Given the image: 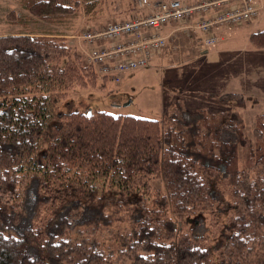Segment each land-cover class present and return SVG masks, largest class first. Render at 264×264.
<instances>
[{
    "label": "trees",
    "instance_id": "1",
    "mask_svg": "<svg viewBox=\"0 0 264 264\" xmlns=\"http://www.w3.org/2000/svg\"><path fill=\"white\" fill-rule=\"evenodd\" d=\"M101 2L22 0L9 19ZM110 78L65 35L0 34V264H264V114L248 142L224 111L58 110Z\"/></svg>",
    "mask_w": 264,
    "mask_h": 264
},
{
    "label": "rangeland",
    "instance_id": "2",
    "mask_svg": "<svg viewBox=\"0 0 264 264\" xmlns=\"http://www.w3.org/2000/svg\"><path fill=\"white\" fill-rule=\"evenodd\" d=\"M113 1L115 0H102L101 4L97 6L100 7V10L95 13L87 14L82 3L78 10L65 18L55 20L35 18L28 20V24H22L9 19V14L12 19H15L18 12L28 13L23 7L22 0H0V34L28 31L29 28L36 32L49 31L62 34L91 62L87 51H90L94 46H99L101 42L91 43L82 36L84 33L102 30L111 22L121 21L116 18L117 16H111V12L114 11ZM98 19L101 21L96 22ZM198 49L201 55L210 48L198 45ZM191 55H193L191 51L179 52L172 60L164 62L166 64L159 65L152 61L151 65L147 67L125 71L119 75L118 79H108L106 86L101 89L75 87L59 103L58 110L69 112L94 108L113 114H132L158 119L163 123L167 122L169 114L175 113L173 106L179 107L178 109L182 111H188L191 115L197 114L198 109H202L206 113L224 111L226 122L235 124L242 122L244 139L248 142L254 140L256 116L264 114V59L257 60L255 64L250 63L252 64L249 67L250 71H244L248 68L245 66V62L241 61L246 58V55H240L233 60H230L229 56L226 58L205 56V58L193 61L190 60ZM225 59L231 62H223L222 60ZM237 63L243 64L238 83L240 88L245 91V97L243 96V99L230 97L220 100L215 94V88H222L228 84L233 85L231 84L233 81L222 83L219 76L232 71L233 66ZM93 67L97 71L94 64ZM209 69L210 72L207 71ZM243 72L244 75L249 76L246 79L250 78V85L243 83ZM212 223L213 221L208 219L207 224L210 227H212ZM219 231V229H214L217 234Z\"/></svg>",
    "mask_w": 264,
    "mask_h": 264
},
{
    "label": "built area",
    "instance_id": "3",
    "mask_svg": "<svg viewBox=\"0 0 264 264\" xmlns=\"http://www.w3.org/2000/svg\"><path fill=\"white\" fill-rule=\"evenodd\" d=\"M141 7L150 11L133 19L114 21L102 30L84 33L89 42L114 41L110 46H94L88 57L99 73L112 74L115 79L125 71L149 66L154 52L163 48L166 37L159 34V28L170 22L186 20L196 13L213 10L208 17L192 25L202 34L204 43L211 45L216 38L214 26L236 24L257 19L261 6L256 0H137ZM123 37L129 41L121 43Z\"/></svg>",
    "mask_w": 264,
    "mask_h": 264
},
{
    "label": "crops",
    "instance_id": "4",
    "mask_svg": "<svg viewBox=\"0 0 264 264\" xmlns=\"http://www.w3.org/2000/svg\"><path fill=\"white\" fill-rule=\"evenodd\" d=\"M256 2H258V4L262 8L257 19L249 22L214 26L212 34L215 36L216 40L211 45H207L204 43L202 34L198 31L193 30L192 25L199 19L210 16L213 10H209L205 13L193 14L186 20L170 21L162 25L159 28V34L166 37V44L163 48L153 53L149 65H151L152 61L159 65L166 64L164 62L172 60L177 53H185V51H191V53H193L190 58L191 61L205 58V56H223V58L229 56L230 60H233L240 55H246V58L241 62H245V66L248 68L244 71H250L249 67H251L252 64H255L257 60L264 59V47H256L251 42V35L254 32L258 30H264V0H256ZM112 3L114 11L111 13L114 15L111 14V16H117L116 18L119 20H128L135 17L144 16L151 9V7L139 6L137 0H115ZM112 18L115 19V17ZM100 21V19L96 20V22ZM120 41L121 43H126L129 41V38L123 37ZM97 42H101V44H103L104 46H110L114 43V41L102 40ZM198 45H203L205 47L209 46L210 49L206 53L200 55ZM230 60L228 61L225 59L222 61L229 63L231 62ZM168 65L173 66L171 64ZM242 65V63H237L233 66L232 71H228L219 76V80L222 81V83H229L233 81V83H231L233 85L228 84L222 88H215V94L220 100H225L221 98V95L229 93H239L245 97L246 93L240 88L238 83V79L241 76L240 70L241 67H243ZM207 71L210 72V69ZM246 77L249 76L244 75L243 83L246 85H250V78L246 79ZM222 83L221 85H223Z\"/></svg>",
    "mask_w": 264,
    "mask_h": 264
},
{
    "label": "bare ground",
    "instance_id": "5",
    "mask_svg": "<svg viewBox=\"0 0 264 264\" xmlns=\"http://www.w3.org/2000/svg\"><path fill=\"white\" fill-rule=\"evenodd\" d=\"M100 74H103V73H100ZM108 75H111V76H113L112 74H108ZM113 78H115V77L113 76Z\"/></svg>",
    "mask_w": 264,
    "mask_h": 264
},
{
    "label": "water",
    "instance_id": "6",
    "mask_svg": "<svg viewBox=\"0 0 264 264\" xmlns=\"http://www.w3.org/2000/svg\"><path fill=\"white\" fill-rule=\"evenodd\" d=\"M88 113H91V111H89Z\"/></svg>",
    "mask_w": 264,
    "mask_h": 264
}]
</instances>
